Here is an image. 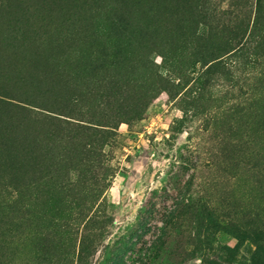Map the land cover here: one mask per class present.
<instances>
[{"label":"rangeland","instance_id":"1","mask_svg":"<svg viewBox=\"0 0 264 264\" xmlns=\"http://www.w3.org/2000/svg\"><path fill=\"white\" fill-rule=\"evenodd\" d=\"M0 264H264V0H0Z\"/></svg>","mask_w":264,"mask_h":264}]
</instances>
